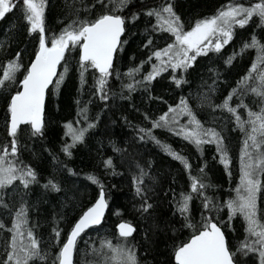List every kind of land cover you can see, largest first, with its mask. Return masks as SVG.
I'll list each match as a JSON object with an SVG mask.
<instances>
[{"label":"snow or ice","instance_id":"obj_1","mask_svg":"<svg viewBox=\"0 0 264 264\" xmlns=\"http://www.w3.org/2000/svg\"><path fill=\"white\" fill-rule=\"evenodd\" d=\"M49 0H0V21L16 16L18 23L9 27V39L0 41V99L4 102L5 138L0 140V231L9 235L3 241L2 264H74L78 244L89 229H99L109 208L105 185L93 174L85 179L100 189L98 199L78 218L69 221L67 231L62 221L67 213L62 209L74 208L78 190L61 182L43 179L41 173L20 158L21 140L27 134L31 140L46 138L45 104L51 92L59 93L70 71L78 77L79 89L75 99V122L64 127L65 141L61 151L72 157V149L86 144V135L101 123V115L111 109L110 101L119 96L131 100L133 93L148 94L149 101L166 104L167 110L153 116L142 112L148 126L131 125L135 135L127 147H113L124 153L127 172L119 175L130 179L133 190V210L144 221L142 233L129 221L117 225L118 234L112 239L100 240V248L92 252L103 254V264H152L159 245L170 247L165 264H264V38L253 31L249 40L242 42L239 51L230 55L225 48L233 43L236 30L245 29L251 23L264 31V0H248L247 3L232 0L216 11L189 24L177 12L176 0H65L58 29L46 23ZM11 14V16L9 15ZM254 18L259 19V23ZM139 38L137 48L144 54L138 64L130 63L126 72L120 70L125 60L136 61L127 49ZM31 47L28 63L24 57ZM255 50V58L236 87L215 102L218 87L227 83L225 73L239 57ZM226 56V58H225ZM223 61L224 72L207 67L211 83L201 75L200 91L193 96L181 95L178 103L169 104L163 92L154 95V82L166 90H184L189 77L200 71V63ZM145 65L150 70H144ZM62 69V70H61ZM91 76L90 99L82 101L88 78ZM119 81L121 90L113 93L111 81ZM51 90V91H50ZM258 107L254 111L247 96ZM236 98V101H234ZM99 100L104 108L100 114L89 119V105ZM195 99L198 107H207L212 113H227L229 122L235 124L244 140L240 150V182L235 188V197L221 201L206 179L205 162L193 174L188 158L155 135L157 129L166 130L173 136L203 151L204 145H215L218 161L231 177V159L223 131L206 127L192 107ZM235 103V106L233 104ZM139 111L135 105L132 106ZM247 113L244 119L241 113ZM186 118V120H185ZM128 123L127 117L124 118ZM181 121H185L181 123ZM85 123L86 127H76ZM157 145L165 155L178 161L188 176V190L176 191L170 186L167 191L160 177L154 175V162H140V149L147 143ZM26 147V145H24ZM47 151V149H46ZM51 155V152H49ZM105 169L117 175L112 159L103 162ZM79 174L65 165V181ZM175 183V181H172ZM70 183H74L71 181ZM36 186L44 193H55L57 207L52 219L51 232L44 240L36 229L41 227L38 217L33 223L30 212H40V204L31 203L29 196ZM171 208L170 216L161 212V196ZM63 197V204L60 198ZM199 201V206L195 205ZM42 203V201H41ZM227 209L224 216V210ZM116 215H121L119 211ZM198 215V219H197ZM242 218L243 237L229 239L235 233L232 222ZM10 225V226H9ZM63 234V235H62ZM113 240L116 242L113 243ZM177 241H179L177 243ZM91 246V240H85ZM142 251L143 260L137 252ZM87 254V249H86ZM151 258V259H149Z\"/></svg>","mask_w":264,"mask_h":264},{"label":"trees","instance_id":"obj_2","mask_svg":"<svg viewBox=\"0 0 264 264\" xmlns=\"http://www.w3.org/2000/svg\"><path fill=\"white\" fill-rule=\"evenodd\" d=\"M180 0H176L179 3ZM232 0H185L181 8H177V12L181 15L182 19L186 20L189 24L194 23L197 19L205 16L212 15L217 8L225 5ZM237 2L247 3L248 0H237ZM65 4V0H49V9L46 11V23L53 29H58L61 25L58 23L62 17V9ZM178 5V4H177ZM11 16V14H9ZM259 23L258 18H254ZM18 20L16 16H11V19L6 17L5 21H0V41L9 39L8 29L10 26L17 24ZM255 31L257 36L264 38V31L259 28H255L251 23L245 29L236 30V37L232 44L225 48V54L230 55L235 48L239 51L242 42L249 40L252 32ZM134 43L127 49L129 56L135 54L137 59L134 62L125 60L120 65V70L126 72L130 63L138 64L141 59L146 57L137 48L139 44V38L134 37ZM31 55V47L29 52L24 57L25 63H28V57ZM225 56V58H226ZM255 58V50H249L243 57L237 58L233 67L228 69L225 73L227 77V83L220 85L216 96L215 102L227 95L232 88L236 87V82L246 74L247 68L251 66V61ZM0 60H3V54L0 52ZM200 71L193 73L189 77L190 83L184 86V90H166L162 89L159 84L154 82V95L164 93L165 98L169 104L178 103L181 95L188 96L191 92L193 96L197 92L207 91V88H201V75L204 80L211 83L209 79L210 73L207 72V67L218 68L221 72H224L223 61H207L206 58H201ZM62 70V69H61ZM144 70H150L149 65H145ZM111 90L113 93H118L121 90V83L119 81H111ZM92 78L89 76L88 84L85 86V92L80 97L82 101L89 100L91 92ZM78 77L73 76L72 72L69 73V78H66L64 85L61 87L59 93L51 92L48 96L46 106V125L47 134L43 140H31L27 134L22 137L21 147L22 151L20 158L24 163L31 165L38 173H41L43 179L41 183H46L48 179H53L56 182H61L65 186H71L74 190H78L77 197L74 200L75 207L62 209L66 211L67 215L61 222L62 226L67 231L68 223L71 220L78 218L82 210H86L90 207L99 196V187L91 184L90 181L85 179L88 174L95 175L102 184L105 185L106 198L110 204V211L107 217V221L100 229H93L90 231L78 244V253L75 257V264H103L104 255H97L92 252V247L100 248V240L104 237L112 239L114 235L118 234L117 225L120 222L129 221L137 226L142 233L144 228V221L135 214L133 210V190L130 185V179L126 176H121L119 173L127 172L125 161L128 159L127 155L120 152L113 151V147H127L128 141L135 135V132L131 125L148 126L147 121H143L141 115L142 112L147 111L153 116H159L167 110L166 104H160L158 101H149L148 94L137 91L133 93L131 100H123L119 96H116L114 100L109 103L112 104L111 109L105 111L101 115V123L96 129L91 130L86 135V144L77 145L72 149V157L69 158L61 151L65 141L71 143V139L65 136L64 125L69 122H75L76 116V104L75 99L78 96L79 89ZM51 91V90H50ZM255 97L249 95L245 98V103H248L254 111H258V107L252 103ZM236 101V98H234ZM192 107L198 112V118L205 124L206 127H216L218 131H223V135L226 138V145L228 148L229 156L231 159L230 171L231 177H229L227 171L224 169L218 161V157L215 151V145H204L203 151H198L193 145L188 144L186 141L180 139L177 136H173L166 130L157 129L155 135L163 143L170 145L173 149L181 152L182 155L188 158L189 162L193 166V174L197 175L198 168L205 162L208 167L205 169L206 179L212 185L213 189L209 190V194L215 192L218 199L227 200L231 197H235V188L240 182V150L242 148L244 135L235 129V124L229 122V116L227 113L221 114L220 112L212 113L207 107H198L195 99L191 101ZM135 105L139 111H136L132 106ZM235 106V103L233 104ZM104 105L97 99L89 105V119L100 114ZM4 102L0 99V140L5 138V124H4ZM244 119L247 118V113L241 109ZM127 117L128 123L125 122ZM186 120V118H185ZM185 121H181L184 123ZM76 127H86L85 123L80 125H74ZM26 145V147H24ZM47 149V151H46ZM51 152V155H49ZM138 156L142 158L141 163L144 161L154 162V175L160 177L161 185L157 187H163L165 191L169 186L176 191L179 195L180 191L188 190V176L185 173L183 166L178 161L171 160L170 157L164 154V152L155 144L149 142L145 144L139 151ZM112 159L115 172L117 175H112L111 170H107L104 167L103 162L107 159ZM65 165L68 168L74 169L79 175L76 177H69L68 181H65ZM175 181L173 183L172 181ZM74 181V183H70ZM55 193H44V190L39 186H36L35 191L29 196L31 203L40 204V212L38 213L34 208L30 212L31 221L35 223L36 219L40 218L41 227L36 229L38 236H43L44 240H47L48 235L51 232L52 219L55 209L57 207ZM171 193L168 197L161 196V199L165 201L163 203L161 212L165 216H170L171 208L166 202L170 199ZM42 201V203H41ZM63 204V197L59 201ZM261 205L264 206V193L261 194ZM195 205L199 206V201H195ZM119 211L121 215H116ZM227 209L222 216L226 219ZM197 215V219H198ZM0 219L7 220V217L0 216ZM242 218L237 217L232 222V227L237 230V235L229 233V239L236 242L234 237H243L242 230ZM10 226V225H9ZM239 228V231H238ZM239 232V233H238ZM4 232L0 231V264H2L3 258V241L1 238ZM9 235V234H8ZM63 235V234H62ZM91 240V246L84 243L85 240ZM116 241L113 240V243ZM179 241H177L178 243ZM87 249V254H86ZM170 247L166 248L164 243L159 245V252L155 254V260L152 264H165L169 259ZM138 257L143 260L144 254L142 251L137 252ZM151 259V258H149ZM39 264V262H37ZM174 264V261L172 262Z\"/></svg>","mask_w":264,"mask_h":264},{"label":"rangeland","instance_id":"obj_3","mask_svg":"<svg viewBox=\"0 0 264 264\" xmlns=\"http://www.w3.org/2000/svg\"><path fill=\"white\" fill-rule=\"evenodd\" d=\"M184 2H185V0H180L179 3L177 2V4H178V5H177V8H178V7L181 8V6H182V4H184ZM178 14H179V13H178ZM238 231H239V228H238ZM4 233H5V232H4ZM238 233H239V232H238ZM234 234L237 235V230H236V232H235ZM234 234H233V235H234ZM6 235H8V234H7V233L2 234L1 238H2V239H5V236H6Z\"/></svg>","mask_w":264,"mask_h":264},{"label":"water","instance_id":"obj_4","mask_svg":"<svg viewBox=\"0 0 264 264\" xmlns=\"http://www.w3.org/2000/svg\"><path fill=\"white\" fill-rule=\"evenodd\" d=\"M47 100H48V97H47V99H46V104H45V114H46V106H47ZM108 211H109V208L106 210V212H105V218H106V215H107V213H108ZM105 220V219H104ZM104 223V222H103ZM93 229H95V228H93ZM93 229H89L85 234H84V236H86L90 231H92ZM83 236V237H84ZM82 237V238H83ZM81 238V239H82ZM75 257H76V255L74 256V264H75Z\"/></svg>","mask_w":264,"mask_h":264},{"label":"bare ground","instance_id":"obj_5","mask_svg":"<svg viewBox=\"0 0 264 264\" xmlns=\"http://www.w3.org/2000/svg\"><path fill=\"white\" fill-rule=\"evenodd\" d=\"M45 115H46V114H45ZM106 199H107V198H106ZM109 211H110V204H109ZM109 211H108V213H107V215H106V218H105V220H104V223L100 226V228H102V227L104 226V224L106 223V221H107V217H108V214H109ZM100 228H99V229H100ZM84 237H85V236H84ZM84 237H83V238H84ZM83 238H82V239H83ZM82 239H81V240H82Z\"/></svg>","mask_w":264,"mask_h":264}]
</instances>
